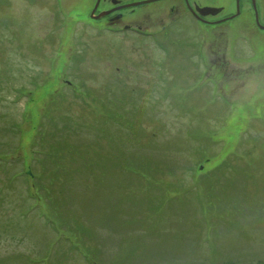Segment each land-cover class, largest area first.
Wrapping results in <instances>:
<instances>
[{"label":"rangeland","instance_id":"rangeland-1","mask_svg":"<svg viewBox=\"0 0 264 264\" xmlns=\"http://www.w3.org/2000/svg\"><path fill=\"white\" fill-rule=\"evenodd\" d=\"M95 3L0 0V264H264L249 3Z\"/></svg>","mask_w":264,"mask_h":264},{"label":"water","instance_id":"water-1","mask_svg":"<svg viewBox=\"0 0 264 264\" xmlns=\"http://www.w3.org/2000/svg\"><path fill=\"white\" fill-rule=\"evenodd\" d=\"M101 0H96V3L93 7V10L91 11V18H95V19H99L100 17L107 15L109 13H102L100 15L94 16V12L96 11V9L98 8V5L100 3ZM152 1L155 0H143V1H139V2H135V3H130V4H120V1L117 0H111L112 4L117 5V7L114 10H121V9H125L128 7H134V6H139V5H144L147 3H150ZM186 6L188 11L199 21H202L204 23H214V24H218L224 21V19L221 20H217L215 22H207L205 20H203V17L206 16H216L218 13H220L222 11V8H213V7H198V6H194L193 8L189 5L188 0H185ZM252 6H253V11H254V17H255V23L256 25L264 30V26L260 25L259 23V19H258V12H257V8L255 5L254 0H252ZM240 10H239V0H236V13L234 16H237L239 14ZM233 16V17H234Z\"/></svg>","mask_w":264,"mask_h":264},{"label":"flooded vegetation","instance_id":"flooded-vegetation-1","mask_svg":"<svg viewBox=\"0 0 264 264\" xmlns=\"http://www.w3.org/2000/svg\"><path fill=\"white\" fill-rule=\"evenodd\" d=\"M241 2H242V0H239V7H240V5H241ZM246 2H248L249 3V5H250V8H252V0H246ZM254 2H255V5H256V8H260L261 10H263L264 9V0H257V1H255L254 0ZM253 10V9H252ZM257 12H258V10H257ZM240 13H241V9H240ZM240 13H239V15H240ZM233 14H231V15H228V16H226L225 18H230L231 16H232ZM238 15V16H239ZM252 17H253V20H254V24H255V26L260 30V31H264V30H261L257 25H256V23H255V17H254V12H253V14H252ZM258 18H259V16H258ZM204 20H206V21H209V22H213V21H216V20H218V18H212V17H210V16H208V17H204ZM227 20H229V19H227ZM260 22V21H259ZM262 26H264V24H262V23H260ZM206 25H210V26H214V24H206ZM216 26V25H215ZM206 57L207 58H205V62L208 60V62H212L213 63V60H211V56H207L206 55ZM223 58H224V56H222ZM225 59V58H224ZM225 62H221V60L220 59H217V62H216V64H217V71H219V73H221V74H223V75H225L226 73H228V72H230V73H234V72H232V71H228L229 69H230V65L226 62V60H224ZM211 64V63H210Z\"/></svg>","mask_w":264,"mask_h":264},{"label":"trees","instance_id":"trees-1","mask_svg":"<svg viewBox=\"0 0 264 264\" xmlns=\"http://www.w3.org/2000/svg\"><path fill=\"white\" fill-rule=\"evenodd\" d=\"M101 9V8H100ZM69 151V149L67 150ZM75 154H78L77 151H74ZM56 160H58L59 162H63V159L62 158H57ZM30 177V175H28Z\"/></svg>","mask_w":264,"mask_h":264}]
</instances>
